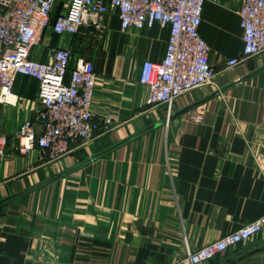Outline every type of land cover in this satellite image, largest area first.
Wrapping results in <instances>:
<instances>
[{"label": "crops", "instance_id": "obj_1", "mask_svg": "<svg viewBox=\"0 0 264 264\" xmlns=\"http://www.w3.org/2000/svg\"><path fill=\"white\" fill-rule=\"evenodd\" d=\"M237 5L205 0L198 30L216 74L167 121L139 81L142 61L163 56L166 27L122 31L114 10L104 32L42 31L30 57L69 47L72 65L92 61L91 109L114 128L56 161L19 153L16 132L39 100L37 80L16 77L0 102V264H188V249L264 214V51L226 67L243 45ZM213 261L264 264V229Z\"/></svg>", "mask_w": 264, "mask_h": 264}, {"label": "built area", "instance_id": "obj_2", "mask_svg": "<svg viewBox=\"0 0 264 264\" xmlns=\"http://www.w3.org/2000/svg\"><path fill=\"white\" fill-rule=\"evenodd\" d=\"M56 1L0 0V102L11 95L18 75L38 82L39 108L16 132L19 153L37 147L47 161H56L114 128L111 116L91 109L96 81L92 61L80 57L72 65L69 47L54 48L45 61L30 57L46 28L59 34H75L90 26L104 32V18L114 10L122 31L166 27L164 54L160 60L142 61L139 81L147 87L145 105L159 107L167 120L180 96L212 83L216 72L198 30L205 0H67L54 16ZM237 1L243 45L238 56L226 61L227 68L264 51V0ZM190 118L199 120L200 112ZM262 229L264 214L214 241L188 249L187 263H209Z\"/></svg>", "mask_w": 264, "mask_h": 264}, {"label": "rangeland", "instance_id": "obj_3", "mask_svg": "<svg viewBox=\"0 0 264 264\" xmlns=\"http://www.w3.org/2000/svg\"><path fill=\"white\" fill-rule=\"evenodd\" d=\"M66 1L67 0H57L55 3V8L60 10L62 8L63 4L66 3ZM91 49L93 50L92 52H95L98 55L100 52V45H95ZM90 59H92V58L90 57Z\"/></svg>", "mask_w": 264, "mask_h": 264}, {"label": "water", "instance_id": "obj_4", "mask_svg": "<svg viewBox=\"0 0 264 264\" xmlns=\"http://www.w3.org/2000/svg\"><path fill=\"white\" fill-rule=\"evenodd\" d=\"M1 111H2V109H1V103H0V136H1V133H2V114H1ZM173 116H174V113H172V115L168 118V120L171 119ZM165 121H167L166 118H165ZM210 264H222V263H220L218 261L217 262L213 261Z\"/></svg>", "mask_w": 264, "mask_h": 264}, {"label": "trees", "instance_id": "obj_5", "mask_svg": "<svg viewBox=\"0 0 264 264\" xmlns=\"http://www.w3.org/2000/svg\"><path fill=\"white\" fill-rule=\"evenodd\" d=\"M54 11H55V8H54Z\"/></svg>", "mask_w": 264, "mask_h": 264}]
</instances>
